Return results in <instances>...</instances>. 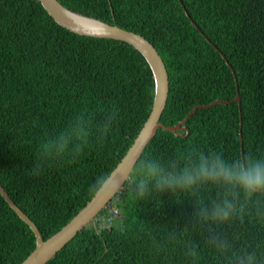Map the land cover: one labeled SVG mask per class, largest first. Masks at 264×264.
<instances>
[{"label":"trees","instance_id":"1","mask_svg":"<svg viewBox=\"0 0 264 264\" xmlns=\"http://www.w3.org/2000/svg\"><path fill=\"white\" fill-rule=\"evenodd\" d=\"M66 7L142 34L167 65L170 93L160 121L175 125L197 104L230 100L236 70L241 95L191 115L190 133L159 128L138 160L165 163L190 152L227 160L264 157V0H59ZM204 33V34H203ZM155 80L131 44L80 35L59 25L39 0H0V182L35 221L44 239L65 226L94 196L147 120ZM115 113L103 140L98 128ZM82 119L90 134L79 155L44 160L31 175L42 145ZM186 134V131H183ZM115 196L118 213L98 229L88 224L46 264H191L186 245H197L195 264H230L207 243L210 226L197 221L194 202L220 190L165 192L133 198L129 184ZM102 211L97 218L101 216ZM264 197H254L243 219L216 228L231 249L264 260ZM215 227V226H213ZM30 226L0 194V264H21L35 249Z\"/></svg>","mask_w":264,"mask_h":264},{"label":"clouds","instance_id":"2","mask_svg":"<svg viewBox=\"0 0 264 264\" xmlns=\"http://www.w3.org/2000/svg\"><path fill=\"white\" fill-rule=\"evenodd\" d=\"M114 119L115 113H110L109 119L98 128L100 140L104 139ZM89 134L90 130L85 126L84 121L78 119L59 135L48 139L42 145L38 158L40 162L34 166L31 175H39L44 160L63 157L69 151L70 145H74L71 149L73 155H79ZM133 167L136 168V172L130 179L129 190L137 200H146L165 192H170L172 195L194 194L207 186L219 189L218 199L209 203L194 202L193 214L197 221L210 226L207 243L220 255L226 257L230 264H257L255 251L251 253L234 251L228 239L216 231V228L231 222L234 218L242 220L253 198L264 197V157L244 156L230 161L214 151L207 154L193 151L167 163L146 158L140 160L138 164L134 163ZM131 169L132 167L129 171ZM114 175L97 178L90 186V191L113 193L118 190L121 182L114 179ZM123 175L124 179L128 177L127 172ZM184 255L191 264H195L200 255L198 246L186 245ZM260 264H264V260L260 261Z\"/></svg>","mask_w":264,"mask_h":264},{"label":"water","instance_id":"3","mask_svg":"<svg viewBox=\"0 0 264 264\" xmlns=\"http://www.w3.org/2000/svg\"><path fill=\"white\" fill-rule=\"evenodd\" d=\"M53 19L61 26L68 30L78 33L80 35H88L101 38H112L116 40L125 41L137 49L146 59L150 68L152 69L155 80V97L152 110L141 128L139 134L135 138L132 145L129 147L123 158L116 165L110 174H115L114 179L121 182V186L113 193L102 192L95 193L88 203L59 231L44 239L42 232L31 219L13 200L8 191L0 182V194L12 207V209L30 226L36 237V247L31 254L21 264H46L56 254L69 243L84 227L93 223L98 229L97 216L105 209V207L112 201V199L121 191L126 181L133 172L134 163H137L146 149L149 142L155 137L159 128L174 132L176 135L186 136L190 133L187 127V122L191 115H193L198 108H208L217 104H230L237 102L241 105L240 88L238 84V77L236 70L227 56L215 45L212 40L204 34L206 39L221 53L226 63L231 68L237 86V94L233 99L223 100L216 99L209 104H197L187 114V116L175 125H166L160 121L161 116L166 108L169 93H170V76L165 60L156 48L142 34L134 31L121 28L116 24H110L99 18L75 11L66 7L59 0H39ZM186 12V15L195 24L183 0H179ZM186 131V134L183 133ZM132 167L131 171L129 169ZM128 173V177L124 179V173Z\"/></svg>","mask_w":264,"mask_h":264},{"label":"built area","instance_id":"4","mask_svg":"<svg viewBox=\"0 0 264 264\" xmlns=\"http://www.w3.org/2000/svg\"><path fill=\"white\" fill-rule=\"evenodd\" d=\"M115 197L112 199V201L105 207L103 210L104 212L101 214V216L97 219H99L101 222H107L112 220V218L118 213V208L115 206Z\"/></svg>","mask_w":264,"mask_h":264}]
</instances>
